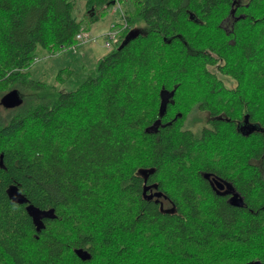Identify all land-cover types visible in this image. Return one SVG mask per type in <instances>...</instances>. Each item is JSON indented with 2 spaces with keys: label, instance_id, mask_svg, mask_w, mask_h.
<instances>
[{
  "label": "trees",
  "instance_id": "16d2710c",
  "mask_svg": "<svg viewBox=\"0 0 264 264\" xmlns=\"http://www.w3.org/2000/svg\"><path fill=\"white\" fill-rule=\"evenodd\" d=\"M117 2V48L34 78ZM75 3L0 0V264H264V0Z\"/></svg>",
  "mask_w": 264,
  "mask_h": 264
},
{
  "label": "rangeland",
  "instance_id": "374dc122",
  "mask_svg": "<svg viewBox=\"0 0 264 264\" xmlns=\"http://www.w3.org/2000/svg\"><path fill=\"white\" fill-rule=\"evenodd\" d=\"M85 1L86 0H76L75 8L73 11V16L82 19L85 13ZM116 10V11H115ZM124 12V4L117 2L112 6L109 11L100 18L95 24L91 25V32L94 33L96 39L92 42L85 45H78L76 50L72 49H61L52 51L51 53L44 52L38 55L37 59H34L35 63L32 66L31 70L34 73V78L45 81L47 83H54L58 71L61 68L70 66L73 69L81 71L84 64L85 68H90L94 64L96 55L104 54L109 52L104 47L105 38L103 37L102 31L108 29L112 23L120 18V13ZM88 51V53H86ZM111 51V50H110ZM87 56V62L77 63L76 60H79L83 54ZM99 59L96 60V62ZM61 90H70L72 86L67 84L65 87H61ZM203 122L198 123V125H203ZM191 128H195V125H192ZM195 130V129H194Z\"/></svg>",
  "mask_w": 264,
  "mask_h": 264
},
{
  "label": "water",
  "instance_id": "95a60500",
  "mask_svg": "<svg viewBox=\"0 0 264 264\" xmlns=\"http://www.w3.org/2000/svg\"><path fill=\"white\" fill-rule=\"evenodd\" d=\"M0 103L2 104L3 107L10 109V108H15L21 105L22 99L20 98L18 91L14 89V90L9 91L5 95H3L0 100ZM214 184L219 189H223L225 187V184L222 181L217 180V179H214ZM151 187L158 188L157 185H152V186L146 185L143 191L144 198L146 200H151L154 197L161 198L162 196H164L161 191H158L154 194L146 195V191L150 189ZM9 196L10 198H12L13 201H16L18 203L27 202L26 198L18 191V188L15 186H12L9 189ZM156 202H158V200H156ZM230 202L235 206L241 207L243 205V200L239 198L238 194H234ZM161 207H163V203H161ZM26 209L28 213L30 214V216H32L33 221L36 224L38 230H42L44 228V225L42 224V221H41V216L43 212L38 209H35L33 206H30V205L27 206ZM75 253L78 255L79 258H81L84 261L91 259V254L87 250H84L82 248L75 249ZM252 264H259V262H254Z\"/></svg>",
  "mask_w": 264,
  "mask_h": 264
},
{
  "label": "built area",
  "instance_id": "2783aa9c",
  "mask_svg": "<svg viewBox=\"0 0 264 264\" xmlns=\"http://www.w3.org/2000/svg\"><path fill=\"white\" fill-rule=\"evenodd\" d=\"M121 29L116 24L112 23L110 28L103 34L105 38L104 47L106 50H112L120 44L121 40ZM96 39L93 32L82 26L76 35L77 45H85ZM76 46L71 47L72 50H76Z\"/></svg>",
  "mask_w": 264,
  "mask_h": 264
},
{
  "label": "flooded vegetation",
  "instance_id": "af4514ba",
  "mask_svg": "<svg viewBox=\"0 0 264 264\" xmlns=\"http://www.w3.org/2000/svg\"><path fill=\"white\" fill-rule=\"evenodd\" d=\"M209 178H210L211 182H212L213 185H214V179H215V178H214L213 176H210ZM216 188L218 189L217 192H226V191H227L226 193L229 194V195H228V199H230V201H231L233 195H234V194H237L236 192L228 191V186H227V185H225V187H224L223 189H219L217 186H216ZM157 190H158V189L151 188V189L148 190L147 192L150 193V194H152V193L157 192ZM239 198H240V195H239ZM241 199H242V198H241ZM161 200H163V199H161Z\"/></svg>",
  "mask_w": 264,
  "mask_h": 264
},
{
  "label": "crops",
  "instance_id": "0c3cea01",
  "mask_svg": "<svg viewBox=\"0 0 264 264\" xmlns=\"http://www.w3.org/2000/svg\"><path fill=\"white\" fill-rule=\"evenodd\" d=\"M92 29H93V28L90 27V30H92ZM107 30H108V29H105L104 31H102V34H104ZM86 53H88V51H87ZM104 54H105V53H104ZM104 54H98V55H96V59L94 60V61H95L94 64L96 63V60L99 59L100 57H102ZM87 56H88V55H87ZM87 56H86V54L84 53L83 56H81V58H80L79 60H76V62H77V61H78L77 63L87 62V59H88ZM94 64H93V65H94Z\"/></svg>",
  "mask_w": 264,
  "mask_h": 264
},
{
  "label": "bare ground",
  "instance_id": "6f19581e",
  "mask_svg": "<svg viewBox=\"0 0 264 264\" xmlns=\"http://www.w3.org/2000/svg\"><path fill=\"white\" fill-rule=\"evenodd\" d=\"M114 24H116V23H114ZM122 24H123V22H122ZM125 24H126V23H125ZM125 24H123V25H125ZM151 188H152V187H151ZM151 188H150V189H151ZM150 189H148V190H150ZM156 189H157V188H156ZM148 190H147V191H148ZM147 191H146V195H147ZM8 194H9V192H8ZM154 198H157V197H154ZM154 198H153V199H154ZM157 200H159V198H158ZM30 206H33V205H30ZM33 207H34V206H33ZM27 212H28V211H27ZM259 264H260V262H259Z\"/></svg>",
  "mask_w": 264,
  "mask_h": 264
}]
</instances>
